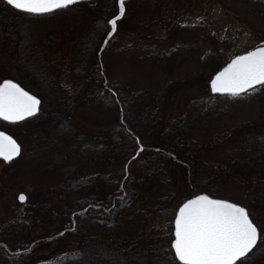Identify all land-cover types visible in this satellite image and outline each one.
I'll return each mask as SVG.
<instances>
[{"label":"trees","instance_id":"1","mask_svg":"<svg viewBox=\"0 0 264 264\" xmlns=\"http://www.w3.org/2000/svg\"><path fill=\"white\" fill-rule=\"evenodd\" d=\"M117 9V0H92L34 15L0 0V81L13 79L42 101L35 117L17 124L0 119V129L22 146L17 160L4 161L7 171L0 180L15 177L16 161L31 160L36 178L46 182L42 187L53 190L42 199L32 196L23 207L17 202L16 215L0 219V264H96L101 254L113 264L117 259L141 264L139 257L147 258V264H163L172 254L157 253L145 231L123 230L125 213L137 209L146 221L157 208L181 204L196 194L217 197L220 184L252 186L264 178V153L244 161L250 172L234 163L205 162L200 156L205 150L236 146L242 132L259 131L253 124L237 125L224 140L217 135L205 140L197 131L202 112L175 114L176 82L134 90L110 77L99 54L110 31L107 20ZM55 18L66 29L63 38L75 35L70 72L76 87L70 93L48 65L50 38L46 44L34 30ZM216 96L209 92L205 100ZM83 121H97L105 128L88 133ZM89 220L95 231L86 230ZM48 222L59 224L54 238L60 233L64 239L77 237L75 246L54 260L36 256L39 237L32 233L35 225L45 228ZM243 260L264 264V242Z\"/></svg>","mask_w":264,"mask_h":264},{"label":"rangeland","instance_id":"2","mask_svg":"<svg viewBox=\"0 0 264 264\" xmlns=\"http://www.w3.org/2000/svg\"><path fill=\"white\" fill-rule=\"evenodd\" d=\"M127 12L126 19L121 24L117 23L116 32L111 37L107 36L101 46L99 58L106 65L110 77L134 90L161 88L176 82L175 114L183 115L188 109L190 113L202 112L204 117L197 124V131L205 140H211L214 135L224 140L227 131L242 123L253 124L255 130H259L244 135L242 132L236 146L232 144L226 148L202 151L200 156L205 162L234 163L244 171L247 168L245 160L260 159L264 153V86L240 96L205 98L211 91L210 80L219 69L233 57L264 41V0H125L124 16ZM61 22L57 18L51 19L41 22L34 30L40 34L41 41L46 39V44L50 38L47 46L52 47L47 55L48 65L58 75L63 89L70 93L76 87L70 72L75 35L63 38L66 29H62ZM208 109H212L209 112L215 116L207 117ZM208 118H212L210 124H200ZM83 123L88 133H97L105 128L97 121ZM35 164L31 160L20 159L14 163L15 177L8 182L0 180V219L15 216L17 202L23 207L32 200V196L42 199L53 191L48 186L42 187L46 182L36 178ZM6 171L4 161H0L2 178ZM21 193L26 196L24 202L19 200ZM217 198L247 208L264 233V178L252 186L241 185L237 181L220 184ZM182 204L157 208L146 221L137 209L127 212L122 220L123 230L135 227L136 233L145 231L150 235L148 245H152L157 253L169 251L173 254L170 242L174 239V218ZM91 222L84 224L88 232L92 228L95 231ZM46 224L45 228L35 225L32 229L33 235L39 237L41 249L36 256L54 260L68 247H74L77 237L64 239L60 233L61 237L54 238V233H58L55 230L60 229L58 222Z\"/></svg>","mask_w":264,"mask_h":264},{"label":"snow or ice","instance_id":"3","mask_svg":"<svg viewBox=\"0 0 264 264\" xmlns=\"http://www.w3.org/2000/svg\"><path fill=\"white\" fill-rule=\"evenodd\" d=\"M9 6L29 14L40 15L66 8L78 0H6ZM118 14L107 20L111 37L117 30L118 20L125 14V0H117ZM106 42V41H105ZM264 86V41L259 47L235 57L223 71L211 80L213 93L240 96L254 86ZM41 100L26 91L14 80L5 79L0 84V118L21 121L39 111ZM137 143L139 140L137 139ZM144 145L139 144L140 150ZM21 151L20 144L6 132L0 131V157L11 161ZM25 201L24 193L19 195ZM174 239L170 249L172 258L163 264H244V260L257 245L264 242V234L250 218L247 209L226 199H213L201 194L188 199L178 209L174 218ZM167 255V254H165ZM141 264L147 258L139 257ZM96 264H113L103 254ZM115 264H126L117 259ZM152 264H161L159 260Z\"/></svg>","mask_w":264,"mask_h":264},{"label":"water","instance_id":"4","mask_svg":"<svg viewBox=\"0 0 264 264\" xmlns=\"http://www.w3.org/2000/svg\"><path fill=\"white\" fill-rule=\"evenodd\" d=\"M6 1V0H5ZM81 1H92V0H78V2H81ZM12 7V6H11ZM15 9V8H14ZM17 10V9H16ZM58 10V9H57ZM18 11H21V12H24V11H22V10H18ZM54 11H56V10H54ZM53 11V12H54ZM26 13V12H25ZM261 45V44H260ZM260 45H258V46H256V47H259ZM256 47H254V48H252V49H250V50H248L247 52H249V51H252V50H254ZM247 52H244V53H242V54H239V55H237V56H241V55H244L245 53H247ZM237 56H235V57H237ZM235 57H233L226 65H224L221 69H219L213 76H212V78H211V80L215 77V75L217 74V73H219V72H221V71H223V69L224 68H226L227 66H228V64H230L231 62H232V60L235 58ZM7 79H9V78H7ZM5 80V79H4ZM3 80V81H4ZM11 80H13V79H11ZM211 80H210V90H211ZM3 81L0 83V84H2L3 83ZM15 81V80H14ZM16 83H18L17 81H15ZM18 84H20V83H18ZM20 86L21 87H23L21 84H20ZM257 86H260V85H257ZM257 86H254V87H257ZM24 88V87H23ZM25 89V88H24ZM26 91H28L27 89H25ZM30 92V91H29ZM31 93V92H30ZM211 93L212 94H214V95H229V94H221V93H213L212 91H211ZM33 94V93H32ZM33 95H35V94H33ZM38 97V96H37ZM39 98V97H38ZM40 99V98H39ZM41 100V99H40ZM40 108H41V103H40V105H39V111L37 112V113H35L33 116H29V117H26L24 120H21V121H15V122H13V121H6V120H4L3 118H0L1 120H3V121H5V122H7V123H11V124H15V123H21V122H23V121H25V120H27V119H30V118H32V117H34V116H36L39 112H40ZM0 131H3V132H6V131H4V130H1L0 129ZM7 134H9V135H11L10 133H8V132H6ZM12 136V135H11ZM13 137V136H12ZM14 139H15V137H13ZM16 140V139H15ZM17 141V140H16ZM17 143L18 144H20L18 141H17ZM21 146V145H20ZM21 153H22V147H21V151H20V153L17 155V156H15L11 161H13V160H16L17 158H19L20 157V155H21ZM0 159H3L2 157H0ZM5 161V160H4ZM11 161H5V162H11ZM201 194H205V195H208L207 193H200V194H197V195H201ZM197 195H195V196H197ZM210 196V195H209ZM194 197V196H193ZM193 197H191V198H189V199H192ZM212 197V196H211ZM213 199H221V198H215V197H212ZM187 201V200H186ZM185 201V202H186ZM229 201V200H228ZM24 202V201H23ZM230 202H232V201H230ZM233 203H235V202H233ZM242 206V205H241ZM244 207V206H243ZM179 209V208H178ZM247 209V208H246ZM247 211H248V209H247ZM178 212V211H177ZM248 213H249V211H248ZM249 216H250V214H249ZM250 218H251V216H250ZM252 219V218H251ZM254 222V221H253ZM174 227H175V225H174ZM259 229V228H258ZM173 236H174V230H173ZM258 242H259V240H258ZM258 242H257V245H258ZM256 245V246H257ZM256 246L251 250V252L256 248ZM173 252H174V250H173ZM250 252V253H251ZM249 253V254H250ZM248 254V255H249ZM242 260L244 259V258H241Z\"/></svg>","mask_w":264,"mask_h":264}]
</instances>
